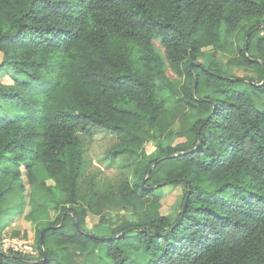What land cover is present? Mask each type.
<instances>
[{"label": "trees", "instance_id": "trees-1", "mask_svg": "<svg viewBox=\"0 0 264 264\" xmlns=\"http://www.w3.org/2000/svg\"><path fill=\"white\" fill-rule=\"evenodd\" d=\"M219 53L255 80L225 74ZM0 54V219L15 191L38 251L0 248V264H67L66 244L103 245L113 264H264V0H0ZM95 131L131 165L116 195L130 217L114 226L107 188L81 190L78 133ZM168 184L184 188L175 218L155 192ZM89 214L108 232L86 230Z\"/></svg>", "mask_w": 264, "mask_h": 264}, {"label": "rangeland", "instance_id": "rangeland-1", "mask_svg": "<svg viewBox=\"0 0 264 264\" xmlns=\"http://www.w3.org/2000/svg\"><path fill=\"white\" fill-rule=\"evenodd\" d=\"M233 38H231L232 40ZM1 56V54H0ZM1 60V57H0ZM227 56L219 53L216 56L215 62H217L221 70L230 76L239 77L241 79L247 80L248 78L255 80V73L251 70L245 69L244 67H235L226 65ZM198 63L204 66H209L213 62L212 49L211 47H206L202 51V55L197 60ZM5 83H10L11 80L8 77L2 79ZM238 88H246V83L244 81L238 84ZM257 103L260 109H264V96L257 98ZM0 111L3 114H9L8 108L1 105ZM187 114L189 116L190 122H193L198 114L194 111L188 109ZM80 136V141L82 144V155H83V170L81 176V190L84 191L89 182L102 184L107 188V208L103 211L105 212V219L110 226H114L117 222L122 219L129 218L130 211L124 209L119 204V199L116 200V195H119L117 191L118 182L131 174V165L125 156H119L115 159L111 157L108 150L114 145L116 141V136L110 132L95 131L90 136L82 135ZM183 140L182 138H172L163 141V144H175ZM144 149L148 155H153L156 153V147L152 142H147L144 145ZM39 167L35 168V173L37 175V183L35 184L42 192L45 191L44 187L40 185V181H44L46 184H51V181L44 178L42 173L43 169L39 164ZM157 194L162 196L160 213L175 218L177 213L180 211L181 199L184 193V188L182 185H165L157 188L155 191ZM6 198L9 204V215L12 216L14 210H17L16 192L11 191L6 193ZM100 217L97 215L89 214L86 218V224L84 228L91 232H97L100 235L108 232L107 225L100 224ZM26 225L25 230H27L28 238L34 239V229L33 226L28 221L21 222ZM7 224H10L7 223ZM7 230V229H6ZM5 236L9 235V232L5 231L3 233ZM2 235L0 240L4 237ZM63 257L67 264H113L112 259L107 255L106 248L103 245L89 244L86 247L71 246L66 247L63 250Z\"/></svg>", "mask_w": 264, "mask_h": 264}, {"label": "built area", "instance_id": "built-area-1", "mask_svg": "<svg viewBox=\"0 0 264 264\" xmlns=\"http://www.w3.org/2000/svg\"><path fill=\"white\" fill-rule=\"evenodd\" d=\"M0 248L2 251L9 250L29 258H35L38 254L33 240L23 239L15 236H4L0 240Z\"/></svg>", "mask_w": 264, "mask_h": 264}, {"label": "crops", "instance_id": "crops-1", "mask_svg": "<svg viewBox=\"0 0 264 264\" xmlns=\"http://www.w3.org/2000/svg\"><path fill=\"white\" fill-rule=\"evenodd\" d=\"M16 210H14V214L12 216H10L9 214L7 216H4L0 219V227H2V231H1V236L4 235L3 233H5V231L9 232V235L7 236H12L11 235V231L14 228L15 225L21 224L20 222V218L16 217L15 214ZM10 224H7L9 223ZM7 229V230H6ZM5 236V235H4ZM72 245H63V250H65L66 247H71Z\"/></svg>", "mask_w": 264, "mask_h": 264}, {"label": "water", "instance_id": "water-1", "mask_svg": "<svg viewBox=\"0 0 264 264\" xmlns=\"http://www.w3.org/2000/svg\"><path fill=\"white\" fill-rule=\"evenodd\" d=\"M249 38V35L246 36V40H248ZM246 47H247V43H246ZM193 64H197V63H190V68L192 67ZM194 86H196V83L194 84ZM142 185H144V182H142ZM187 199H188V196L185 197V200H184V204H183V208L182 210L184 211L185 208H186V205H187ZM39 245L42 247L43 245V238H42V231L40 232V237H39ZM45 259V257L43 258Z\"/></svg>", "mask_w": 264, "mask_h": 264}]
</instances>
